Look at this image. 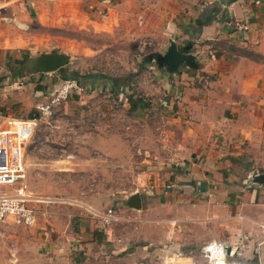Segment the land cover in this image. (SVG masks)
Masks as SVG:
<instances>
[{
  "label": "rangeland",
  "instance_id": "374dc122",
  "mask_svg": "<svg viewBox=\"0 0 264 264\" xmlns=\"http://www.w3.org/2000/svg\"><path fill=\"white\" fill-rule=\"evenodd\" d=\"M119 1L0 0V124L77 83L26 145L29 185L60 199L32 226L0 220V264H212L199 240L208 227L187 237V198L159 196L187 154L185 67L158 62L169 44ZM51 51L68 61L48 72L29 65ZM134 192L139 208L128 203ZM109 206L117 218L103 223L95 214Z\"/></svg>",
  "mask_w": 264,
  "mask_h": 264
},
{
  "label": "crops",
  "instance_id": "0c3cea01",
  "mask_svg": "<svg viewBox=\"0 0 264 264\" xmlns=\"http://www.w3.org/2000/svg\"><path fill=\"white\" fill-rule=\"evenodd\" d=\"M116 7L163 46L171 38L193 55L179 101L187 107V154L171 165L170 189L159 196L187 198L191 241L206 226L200 241L239 243L233 259L264 264V0H121ZM232 20L248 28L236 30Z\"/></svg>",
  "mask_w": 264,
  "mask_h": 264
},
{
  "label": "built area",
  "instance_id": "2783aa9c",
  "mask_svg": "<svg viewBox=\"0 0 264 264\" xmlns=\"http://www.w3.org/2000/svg\"><path fill=\"white\" fill-rule=\"evenodd\" d=\"M230 23L231 27L239 31L248 28L247 23L239 20H232ZM76 86L75 79L64 80L56 95L45 105L38 106L37 112L31 116L10 113L3 115L0 124V220L9 217L16 225L32 226L41 209L45 211L49 204L60 199L53 194L36 192L28 185L26 145L43 113L48 112L54 102L65 97ZM90 210L94 214L95 209ZM95 215L103 223H110L117 218L114 208L110 206L97 211ZM238 247L239 243L227 245L222 239H210L206 241L203 249L210 256L212 264H249L232 258Z\"/></svg>",
  "mask_w": 264,
  "mask_h": 264
},
{
  "label": "water",
  "instance_id": "95a60500",
  "mask_svg": "<svg viewBox=\"0 0 264 264\" xmlns=\"http://www.w3.org/2000/svg\"><path fill=\"white\" fill-rule=\"evenodd\" d=\"M188 46H177L173 39H169V45L162 54H157L158 62L165 64L171 69H179L180 67H186L187 64H193V55L187 52ZM68 61L67 54L60 51H51L50 53L40 55L31 60L29 65H38L39 69L45 71H53L60 66L64 65ZM182 65V66H181ZM20 68L24 69V65ZM128 203L130 206L139 208L141 205V195L138 192L132 193L128 197Z\"/></svg>",
  "mask_w": 264,
  "mask_h": 264
},
{
  "label": "trees",
  "instance_id": "16d2710c",
  "mask_svg": "<svg viewBox=\"0 0 264 264\" xmlns=\"http://www.w3.org/2000/svg\"><path fill=\"white\" fill-rule=\"evenodd\" d=\"M71 74H69V76H70ZM76 78H77V81L81 84V78H79L78 76H76ZM113 84H119V82H118V80H116V81H114V83ZM33 115V114H32Z\"/></svg>",
  "mask_w": 264,
  "mask_h": 264
}]
</instances>
